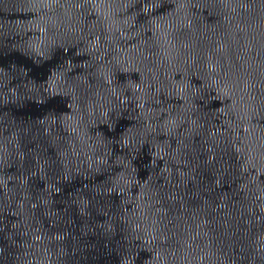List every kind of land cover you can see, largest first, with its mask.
<instances>
[{
	"label": "water",
	"instance_id": "1",
	"mask_svg": "<svg viewBox=\"0 0 264 264\" xmlns=\"http://www.w3.org/2000/svg\"><path fill=\"white\" fill-rule=\"evenodd\" d=\"M0 264H264V0H0Z\"/></svg>",
	"mask_w": 264,
	"mask_h": 264
}]
</instances>
